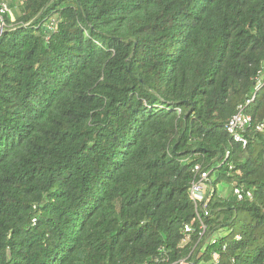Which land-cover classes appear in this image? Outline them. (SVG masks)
<instances>
[{
  "label": "trees",
  "instance_id": "trees-1",
  "mask_svg": "<svg viewBox=\"0 0 264 264\" xmlns=\"http://www.w3.org/2000/svg\"><path fill=\"white\" fill-rule=\"evenodd\" d=\"M8 5L0 264H264V0ZM239 106L244 148L225 131ZM197 164L214 189L200 242Z\"/></svg>",
  "mask_w": 264,
  "mask_h": 264
},
{
  "label": "built area",
  "instance_id": "built-area-1",
  "mask_svg": "<svg viewBox=\"0 0 264 264\" xmlns=\"http://www.w3.org/2000/svg\"><path fill=\"white\" fill-rule=\"evenodd\" d=\"M5 16L13 18V13L8 5V0H0V26L2 29L7 28L5 22ZM54 28V27H53ZM250 100L246 102L248 105ZM252 125V119L249 115L243 112L241 106L238 107L237 113L233 115L225 126L226 133L232 138L233 142L241 144L244 148L246 146L247 140L244 137L245 132ZM256 132H264V122L255 127ZM232 195L236 197L237 201H242L244 199H252V194L250 191H243L237 186H233ZM214 189L211 184V172L201 165H195L192 169V181L189 186L188 195L189 199L193 204L194 208V221L198 225L199 230V240H203L206 235L207 227L205 225V219H207L211 210L209 208L210 202L212 201ZM193 232L192 224H185L183 227V234L185 236L184 242L189 239L190 234ZM237 239H240L238 236ZM217 240L212 241L211 245H216ZM222 250H225L223 245ZM158 264H170L168 258L158 261ZM172 264V263H171ZM173 264H193L187 259L180 260ZM213 264H218V261H214Z\"/></svg>",
  "mask_w": 264,
  "mask_h": 264
},
{
  "label": "rangeland",
  "instance_id": "rangeland-1",
  "mask_svg": "<svg viewBox=\"0 0 264 264\" xmlns=\"http://www.w3.org/2000/svg\"><path fill=\"white\" fill-rule=\"evenodd\" d=\"M213 180V177H211V181ZM216 189L218 191V193H220L222 198H227L230 196V192H231V185H227V184H218L216 186ZM227 235L226 231L223 230H218L215 231L213 234H211L209 237H207V239H205L204 241V246H208L211 245L212 241L215 240H219L221 238H224ZM201 264H211V262L209 263H201Z\"/></svg>",
  "mask_w": 264,
  "mask_h": 264
},
{
  "label": "water",
  "instance_id": "water-1",
  "mask_svg": "<svg viewBox=\"0 0 264 264\" xmlns=\"http://www.w3.org/2000/svg\"><path fill=\"white\" fill-rule=\"evenodd\" d=\"M6 32V29H2L1 26H0V34Z\"/></svg>",
  "mask_w": 264,
  "mask_h": 264
}]
</instances>
